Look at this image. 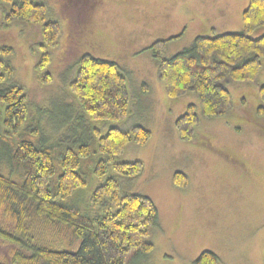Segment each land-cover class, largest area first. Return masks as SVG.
I'll use <instances>...</instances> for the list:
<instances>
[{
  "label": "rangeland",
  "instance_id": "rangeland-1",
  "mask_svg": "<svg viewBox=\"0 0 264 264\" xmlns=\"http://www.w3.org/2000/svg\"><path fill=\"white\" fill-rule=\"evenodd\" d=\"M36 1L44 3L46 19L57 21L60 27L47 67L52 81L40 84L35 73L41 24L17 19L4 25L10 5L0 2V47L12 48L5 60L13 70L0 87L15 84L24 89L29 104L34 105V123H39L47 143L61 152L83 140L93 143L96 122L83 112L86 121L74 118L80 107L67 86L83 53L116 61L126 76L130 110L119 123L100 124L102 132L113 124L124 129L140 124L151 131L146 143H129L120 158L142 161L139 174L108 172L117 179L121 193L146 195L158 210V224L149 236L153 249L131 256L126 264H192L204 249L217 254L218 264H264V114L257 113L264 102L256 86L250 82L229 84L232 110L203 117L196 93L167 96L149 47L156 39L180 34L166 42L164 56L169 57L197 35L239 31L248 0ZM263 32L264 26L258 27L251 36ZM262 63L260 83H264V60ZM189 102L196 103L199 123L193 138L183 140L173 116L182 114ZM70 115L73 119L65 130L57 123ZM5 149L0 138V173L17 180L20 168L9 160ZM77 170L86 184L69 202L85 210L90 190L101 180L86 158L80 160ZM176 171L185 174L184 186L173 182ZM0 227L11 230L1 208ZM62 236L71 250L77 249L79 239L69 231ZM14 246L0 238V257L8 258Z\"/></svg>",
  "mask_w": 264,
  "mask_h": 264
},
{
  "label": "trees",
  "instance_id": "trees-1",
  "mask_svg": "<svg viewBox=\"0 0 264 264\" xmlns=\"http://www.w3.org/2000/svg\"><path fill=\"white\" fill-rule=\"evenodd\" d=\"M0 2L10 5L4 13V25L17 19L41 24L35 73L40 84L51 82L47 67L60 34L58 22L46 19L42 2ZM242 21L239 31L197 35L169 57L164 56L166 42L180 34L151 43L158 79L169 98L194 92L203 117L222 116L234 107L228 85L250 82L264 102V83L259 82L264 32L251 36L255 28L264 26V0H248ZM11 53L10 46L0 47V84L13 72L5 60ZM67 86L80 107L74 118L86 121L81 117L83 112L96 123L92 126L93 143L83 140L62 152L56 151L55 144L47 143L39 123H34V105L29 104L24 89L15 84L0 87V138L9 160L20 168L17 180L0 173V208L11 224V230L0 227V238L16 245L8 258L0 257V264H126L131 256L145 255L153 249L149 236L158 224L156 205L146 195L121 193L117 179L108 174L111 169L126 176L139 174L142 161L120 158L129 143H146L151 131L140 124L127 130L114 124L105 132L100 128L106 121L119 123L128 114L126 76L116 61L83 53ZM69 107L73 108L71 104ZM257 113L264 114L263 105L257 107ZM71 119L72 115L57 124L66 130ZM198 123L196 103L189 102L174 125L181 139L190 140ZM82 158L90 161L92 173L101 180L90 190L85 210L69 202L74 192L86 184L77 170ZM186 180L181 171L173 174V182L179 186H184ZM63 231L79 239L76 250L70 249ZM218 262L214 251L204 249L192 264Z\"/></svg>",
  "mask_w": 264,
  "mask_h": 264
},
{
  "label": "crops",
  "instance_id": "crops-1",
  "mask_svg": "<svg viewBox=\"0 0 264 264\" xmlns=\"http://www.w3.org/2000/svg\"><path fill=\"white\" fill-rule=\"evenodd\" d=\"M184 108H181L180 109V112L183 110ZM185 110V109H184ZM175 119H176V116H173V123H174V121H175ZM135 125V124H134ZM133 126V125H132ZM120 128H122V129H124L122 126L120 127ZM124 130H127V129H124ZM128 146V145H127ZM126 149V148H125ZM125 151V150H124Z\"/></svg>",
  "mask_w": 264,
  "mask_h": 264
}]
</instances>
